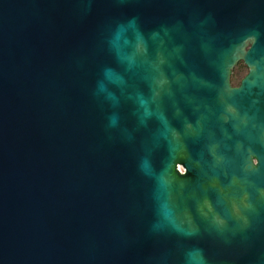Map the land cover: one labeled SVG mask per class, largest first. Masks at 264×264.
<instances>
[{"label":"water","instance_id":"95a60500","mask_svg":"<svg viewBox=\"0 0 264 264\" xmlns=\"http://www.w3.org/2000/svg\"><path fill=\"white\" fill-rule=\"evenodd\" d=\"M0 264H264V0H0Z\"/></svg>","mask_w":264,"mask_h":264},{"label":"clouds","instance_id":"9594fccd","mask_svg":"<svg viewBox=\"0 0 264 264\" xmlns=\"http://www.w3.org/2000/svg\"><path fill=\"white\" fill-rule=\"evenodd\" d=\"M137 48L138 49H142V45L141 44H137ZM238 84H235L234 87H237ZM247 199V195L245 194L244 197H242L241 199V203L240 205H237L235 202L233 203V213L237 216V218L239 219H245L242 215V212H241V206L243 208H247L248 205L244 203V201ZM214 222H216L217 224H223V221L222 220H219L218 218H215L214 217Z\"/></svg>","mask_w":264,"mask_h":264},{"label":"trees","instance_id":"16d2710c","mask_svg":"<svg viewBox=\"0 0 264 264\" xmlns=\"http://www.w3.org/2000/svg\"><path fill=\"white\" fill-rule=\"evenodd\" d=\"M247 70L246 66L242 62H238L237 65L233 68L231 74V80L233 84L238 83L240 76Z\"/></svg>","mask_w":264,"mask_h":264},{"label":"flooded vegetation","instance_id":"af4514ba","mask_svg":"<svg viewBox=\"0 0 264 264\" xmlns=\"http://www.w3.org/2000/svg\"><path fill=\"white\" fill-rule=\"evenodd\" d=\"M246 72H247V70L240 76V79H239V81L241 80V78L246 74ZM239 81H238V83H236V84H239ZM233 84V83H232ZM233 85H235V84H233Z\"/></svg>","mask_w":264,"mask_h":264}]
</instances>
